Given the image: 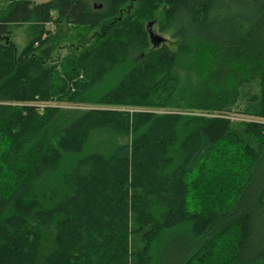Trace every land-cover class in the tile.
I'll return each instance as SVG.
<instances>
[{
    "label": "trees",
    "instance_id": "16d2710c",
    "mask_svg": "<svg viewBox=\"0 0 264 264\" xmlns=\"http://www.w3.org/2000/svg\"><path fill=\"white\" fill-rule=\"evenodd\" d=\"M233 112L264 119V0H6L0 264H264V121Z\"/></svg>",
    "mask_w": 264,
    "mask_h": 264
},
{
    "label": "rangeland",
    "instance_id": "374dc122",
    "mask_svg": "<svg viewBox=\"0 0 264 264\" xmlns=\"http://www.w3.org/2000/svg\"><path fill=\"white\" fill-rule=\"evenodd\" d=\"M33 3H42L46 2L48 0H30ZM6 4V0H0V7L4 6ZM153 31L162 36V37H168L169 35L165 33H160L156 28L153 27ZM9 39L16 45L17 49L21 51L29 42L31 39V32L29 30V24H23L20 26H12L11 27V33L9 36ZM65 49L61 50V53H65ZM140 53V50L137 48V46L134 44L131 45L130 48V60H134L138 58V55ZM129 60V61H130ZM259 92V83L253 82L247 86L244 87L243 89V95L242 99L240 100L238 107L236 108V111L240 110L241 107L246 103L248 98L250 97L251 94L258 93ZM66 108H71L69 105H64ZM159 112H163L162 110H158ZM188 113V112H185ZM232 118L233 119H247V120H254L252 117H247L244 114H240L239 112H233L232 113ZM254 121H264L262 120H254ZM264 184V159L259 166L257 170V180L255 182L254 187L252 188L250 195L253 196L259 188ZM264 242V211H259L257 214V221L254 229V244L255 245H260Z\"/></svg>",
    "mask_w": 264,
    "mask_h": 264
},
{
    "label": "water",
    "instance_id": "95a60500",
    "mask_svg": "<svg viewBox=\"0 0 264 264\" xmlns=\"http://www.w3.org/2000/svg\"><path fill=\"white\" fill-rule=\"evenodd\" d=\"M95 7H101L100 5L96 4ZM148 32H149V36H150V40L151 42L154 44V45H159L160 43L163 42V37L156 34L154 31H153V28H152V24H150L148 26Z\"/></svg>",
    "mask_w": 264,
    "mask_h": 264
}]
</instances>
